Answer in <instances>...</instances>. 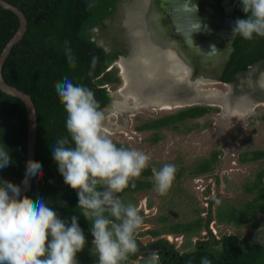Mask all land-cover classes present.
<instances>
[{
  "label": "trees",
  "instance_id": "trees-1",
  "mask_svg": "<svg viewBox=\"0 0 264 264\" xmlns=\"http://www.w3.org/2000/svg\"><path fill=\"white\" fill-rule=\"evenodd\" d=\"M19 8L27 18L28 28L23 40L15 45L3 66V78L11 86L26 92L32 97L38 115V136L36 161L41 165L40 176L34 177L30 190L23 196L33 200L38 197L48 202L61 219L70 224L73 215L78 216L86 245L77 254L78 264H98V256L92 245L93 237L90 223L84 219L78 206V195L64 183L55 163L51 145L68 135L66 130L67 113L61 104L54 85L68 77L74 84L83 85L95 93L103 110L110 103L105 89L111 84L116 89L122 84L117 71L102 73L116 60V54H107L96 42L91 41L86 30L101 24L105 18L117 12L118 0H5ZM236 15L246 18L240 9ZM20 27L18 17L0 6V56ZM234 52L221 77L223 83L234 81L238 74L248 71L250 66L264 60V38L255 37L248 41L239 35L234 41ZM95 65L93 66V61ZM91 73V74H90ZM218 110V109H217ZM207 106H193L156 121H150L139 130H157L171 127L180 129L190 120L200 119L211 113ZM28 115L22 100L6 95L0 90V146L6 147L12 163L0 169V181H10L20 185L26 174ZM117 145V144H116ZM71 146V145H70ZM121 147V145H117ZM124 147V146H123ZM215 153L211 160L202 163L194 171V176L212 171L211 162L216 161ZM264 160V150L253 151L240 156L242 163ZM144 176H153L151 168ZM136 187L129 186L125 193H138L154 187V181H135ZM245 191L253 198L240 207L234 205L222 207L216 213L219 224L248 226L264 214V168L251 184L245 185ZM211 201L207 219L198 218L191 223H176L164 229L174 235H197L206 229L208 241H198L187 245L190 249L180 253L173 264H201L207 257L211 264H264V243L255 244L248 237L223 235L215 239L210 230L214 220ZM66 205V206H65ZM140 215L143 212L139 211ZM165 232V233H166ZM157 238L161 232L152 231ZM159 239L157 244L163 245ZM138 243V241H137ZM184 248H187L188 246ZM182 254V255H179ZM181 260L179 259V256ZM136 259L137 256L130 257ZM166 259V258H163ZM146 264V261L142 262Z\"/></svg>",
  "mask_w": 264,
  "mask_h": 264
},
{
  "label": "clouds",
  "instance_id": "clouds-1",
  "mask_svg": "<svg viewBox=\"0 0 264 264\" xmlns=\"http://www.w3.org/2000/svg\"><path fill=\"white\" fill-rule=\"evenodd\" d=\"M240 3L246 18L232 23V36L248 41L264 38V0ZM54 87L67 113L68 135L51 145L52 156L91 225L98 264H133L130 257L139 253L137 237L144 219L137 206L125 203L119 194L136 187L150 156L136 148L117 147L106 132L105 112L91 89L68 77ZM11 163L9 151L0 146V169ZM40 168L38 162L28 161L26 176H40ZM151 171L154 191L166 196L176 179L175 164ZM20 193L18 185L0 181V264H78L77 254L86 245L78 216L73 215L69 224L43 198L33 200ZM146 264H159V254L151 252ZM201 264L211 261L203 257Z\"/></svg>",
  "mask_w": 264,
  "mask_h": 264
},
{
  "label": "rangeland",
  "instance_id": "rangeland-1",
  "mask_svg": "<svg viewBox=\"0 0 264 264\" xmlns=\"http://www.w3.org/2000/svg\"><path fill=\"white\" fill-rule=\"evenodd\" d=\"M128 13L127 15H129ZM121 14L120 11L118 17L115 18L116 25L109 28V33L112 35L118 34L117 24L123 22V17H120ZM136 35L139 34L133 32L128 35L132 53L138 44H135V39L138 40ZM117 70L115 67L113 71ZM119 73V75L122 74L121 71ZM119 87H117V92ZM199 87L202 88L201 85ZM203 88L227 91L226 86L221 83ZM112 90L115 99L119 100L121 97L119 92H115L116 89ZM129 101L126 100V102ZM195 106L211 107L212 111L200 119L181 124L180 129L171 126L148 132L140 131L138 127L146 122L156 121L189 107L176 108V110L171 111L142 109L129 118L126 116L127 113L125 114L126 111L122 112L124 114H116L113 113L112 107L104 110L105 128L109 137L117 145L136 148L148 154L150 161L147 169L155 167L159 170L166 163L176 166V179L166 196H160L154 191V187L147 191L125 193L121 196L125 203L131 202L137 206L138 211L145 213L141 215L144 223L139 230L137 241L148 244L151 243L152 238L154 240L166 239L180 253L190 249L189 246L193 243L191 245H187V243L191 239L208 241L210 238L208 231H202L195 236H182L167 233L164 229L176 223H191L198 218H205L210 207L208 202L214 200L212 207L214 220L211 222V229L216 234L215 236L212 233L215 239L221 238L223 235H236L248 237L255 244L264 243V214H260L255 222L242 227L219 224L215 221L218 209L229 205L240 207L244 202L253 198L252 195L246 193L245 185L251 184L256 179L257 174L264 168V160L242 163L240 156L253 151L264 150V103L256 105L252 112L241 116L239 121H234V117L227 116L222 105ZM242 106L243 104L240 102L235 109L239 111ZM222 111L225 117L222 116ZM215 153H218L219 156L216 161L210 163L212 171L201 175V180H195L196 176L192 175L191 172L202 163L211 160ZM143 173L136 181H154L153 176L145 177ZM157 230L161 234L154 238L151 232ZM169 236H172L173 240L170 241L173 242H170L169 238L167 239ZM186 245L188 247L184 248ZM143 259L145 258L143 257ZM133 264L143 263L139 258L133 261Z\"/></svg>",
  "mask_w": 264,
  "mask_h": 264
},
{
  "label": "water",
  "instance_id": "water-1",
  "mask_svg": "<svg viewBox=\"0 0 264 264\" xmlns=\"http://www.w3.org/2000/svg\"><path fill=\"white\" fill-rule=\"evenodd\" d=\"M240 4V0H224L221 6L211 0H148L141 15L143 16L141 22L143 27L147 28L146 25H148L152 28L153 36L156 41L161 43L163 48L172 49L181 58H185L187 65L192 67L191 71L195 75L204 72L208 79L213 77L212 83L224 84L227 91H217L219 94L217 97H222L223 100L225 98L241 100L246 96L247 98L251 96L253 99H250L249 104L254 110L256 105L264 103V71H259L258 67H255L253 69L255 71L253 72L254 74L249 73L247 77L241 78V83L237 85L231 82L223 83L221 80L223 71L234 52L233 44L236 38V36L233 37L231 34L233 21L229 16L233 14L234 8ZM0 6L4 10L14 13L20 22L18 31L6 45L0 56V90L8 96L22 100L25 104L28 115L27 164L28 161H36L37 110L32 97L8 84L3 78L2 71L13 47L23 40L27 32L28 21L19 8L7 1L0 0ZM221 8L224 9V12H222ZM146 37L148 38V36ZM148 40L150 43L156 44L152 39L148 38ZM131 55L130 45V54L125 60L130 59ZM253 75L256 77L255 79ZM199 86L193 87L192 93L195 95L196 100H200L198 102L203 103H189L188 106L183 108L195 105H217L216 101L219 98H211L212 94H210L214 88L205 89ZM254 90L256 93L253 92ZM222 116L225 117L223 111ZM33 179L34 177L26 176L25 174L23 181L19 185L21 196L30 190ZM25 180H27V183H24Z\"/></svg>",
  "mask_w": 264,
  "mask_h": 264
},
{
  "label": "flooded vegetation",
  "instance_id": "flooded-vegetation-1",
  "mask_svg": "<svg viewBox=\"0 0 264 264\" xmlns=\"http://www.w3.org/2000/svg\"><path fill=\"white\" fill-rule=\"evenodd\" d=\"M142 1L143 0H118V4H117V12H115V13H113V15H111V16H109L108 18H105L103 21H102V23L101 24H98V25H95L94 27H92V28H90V29H88V30H86V34H88L89 35V37H90V39H91V41H93V42H96V44L99 46V47H101L107 54H116L117 55V58H116V60H114V62H112L109 66H108V68L102 73V75H104L106 72H111V71H113L114 69H115V67H117L118 69H119V72L121 71L122 72V74L121 75H119L121 78H122V83H123V87H122V85L119 87V90H118V92H119V94H120V98H119V100H117V99H115V95L113 94V90H112V85L111 84H106V86H103V87H105V89H106V91H107V93H108V96H109V98L111 99L110 100V103L108 104V106L106 107V108H104L103 110H107L109 107L111 108H113L114 109V105H115V103H118V102H122V103H128L127 105H126V108L127 109H125L124 111H126L125 112V114H126V116H127V118H129V116H132L134 113H136V112H138V111H136L137 109V107H135L137 104H138V108H141V110L143 109V110H146L145 108H142V107H146V108H151L152 106H147L146 104L145 105H143V103L142 104H140L143 100H144V98H145V101L146 100H148V101H150L151 100V98L152 97H158V95H150V94H148V95H143V97L139 100V102L138 101H136L137 99H133V95H135V93H133L132 92V90H131V87H130V85H127V84H125V80H124V77H123V75H124V71L122 70V69H120L121 67H120V62H122L123 60L124 61H127L128 63H130L131 65H133V63L135 62V61H137V56H138V53L136 52V50H134V54L132 53V55H131V58L130 59H128V60H125V59H127L128 58V56H129V54H130V45H129V38H127V36H128V30H127V28L126 27H129V30L130 31H132V28L134 27L135 28V24L137 23V16H139L138 15V13H137V10L139 9L138 7H137V5H141L142 4ZM145 1H147V0H145ZM211 1H213V2H216L217 4H219L220 6H221V4L224 2V0H211ZM145 7H146V5H144L143 6V8L145 9ZM237 9H240V5L239 6H236L235 8H234V11H233V14L231 15V16H229V18H231V20L234 22L237 18H242L243 19V17H240V16H238V15H236V11H237ZM139 10H141V9H139ZM221 10H222V12H224V9L223 8H221ZM122 12V14H121V16L120 17H123V22L121 21L119 24H117V27H118V29H117V32H118V34H116V35H112L111 33H109L110 31H109V28L110 27H112L113 25H116L115 24V18L116 17H118V14H119V12ZM127 12H129L128 14L129 15H127ZM134 15H135V17H134ZM130 16V17H129ZM133 19V20H132ZM135 19V20H134ZM141 21V20H140ZM135 23V24H134ZM125 25H126V27H125ZM128 25V26H127ZM123 26H124V28H123ZM153 28H154V26H153ZM146 30H147V28H146ZM150 30H151V32H153L152 31V28L151 29H148V32L150 33ZM109 33V34H108ZM150 34H152L153 35V33H150ZM127 35V36H126ZM159 35V34H158ZM238 35H236V37H237ZM153 38H152V40L156 43V44H154V49H159L160 50V53H161V55L163 54V53H168V52H173L174 54H175V56H176V58L178 59V61H181L182 59L180 58V57H178V53H176L174 50H169V51H162L161 52V50H163V48L162 49H160L159 47L161 46V43L160 42H158V41H156V39H155V37L154 36H152ZM236 39V38H235ZM235 41V40H234ZM160 45V46H159ZM234 45V44H233ZM131 50H132V48H131ZM134 55V56H133ZM166 55H168L167 57H169L170 55H172V56H174L173 54H166ZM143 57V56H142ZM166 58V56H164V59ZM143 60H145V58L143 57V58H141L140 57V60H139V62L140 61H143ZM164 61V60H163ZM152 62V61H151ZM161 62V61H160ZM154 63H156V62H154ZM159 63V62H158ZM150 64V63H149ZM149 64H147V65H149ZM152 64H153V62H152ZM184 64V63H183ZM228 64V63H227ZM150 66V65H149ZM255 67L257 68L258 67V69H259V71L261 70V71H264V60H262V61H260V62H258L257 64H255V65H253V66H250L249 67V69H248V71L247 72H245V73H242V74H238L237 75V77H236V79L234 80V81H232L231 83H233V84H238V83H241V81H240V79L241 78H245V77H247V75H249V73H253V72H255L253 69H255ZM226 69V68H225ZM225 69H224V71H225ZM224 71H223V73H224ZM120 74V73H119ZM254 74V73H253ZM172 77V80H173V84H172V93H170L169 94V100H165V102L166 103H168V102H171V103H173V104H179V103H181V104H184L185 103V97H183L182 95H181V92H180V89H182V88H184L183 87V85H184V83H185V80H186V78H188V77H191V74H188V77H176L173 73L172 74H170ZM223 75V74H222ZM253 77H254V75H253ZM256 77H254V79H255ZM177 81V82H176ZM178 81H179V84H178ZM256 81H257V79H256ZM187 82L189 83V86H190V80L188 79L187 80ZM177 83V84H176ZM129 84V83H128ZM181 84V85H180ZM197 84H199L198 83V81H197ZM245 84V83H244ZM126 85V86H125ZM210 85H213V83L212 84H210ZM235 85V86H236ZM245 85H247V84H245ZM124 86L126 87L125 89H124ZM127 86L129 87L128 89H127ZM176 86V87H175ZM196 86V85H195ZM199 86V85H198ZM202 86V85H201ZM206 85H203L202 87H205ZM122 87V88H121ZM177 88V89H176ZM115 92H117V87H116V90H114ZM127 91V92H126ZM117 92V93H118ZM126 92V93H125ZM175 94V95H174ZM150 95V96H149ZM177 95H179V96H177ZM141 95H139L138 97H140ZM125 98L127 99V100H130L129 102H126V100H125ZM164 100H163V102H164ZM173 100V101H172ZM138 102V103H137ZM185 104H189V103H185ZM188 106V105H187ZM133 108V109H132ZM149 108V109H150ZM177 109L178 108H182V107H176ZM151 109H153V110H157V108H155V107H152ZM159 109V108H158ZM140 110V111H141ZM176 110V109H175ZM252 110L253 109H248V110H246L245 112L244 111H237L235 108H229L228 109V111H227V116H231V118L232 117H234V121H239V119L241 118V116H245V115H247V114H249L250 112H252ZM136 111V112H135ZM158 111H162L161 109H159ZM236 113H238V114H236ZM122 114H124V113H122ZM122 114H119V115H122ZM241 114V115H240ZM114 115V114H113ZM236 117H237V119H236ZM147 123V122H146ZM146 123H144V124H146ZM143 124V125H144ZM143 125H141V126H143ZM140 126V127H141ZM138 130H139V127H138ZM141 131V130H140ZM143 132H148V131H153V130H142ZM195 180H201V175L200 176H196V178H194ZM214 201V200H213ZM208 203H210V202H208ZM145 209H146V207H145ZM141 212H143V211H141ZM144 213V212H143ZM208 213L209 212H207V214H206V217L205 218H203V219H207V217H208ZM145 214V213H144ZM213 217H214V214H213ZM211 224V223H210ZM211 231H212V233L214 234V232H213V230L212 229H210ZM202 231H207L206 229H204V230H202ZM182 236H183V234H181ZM215 236H216V234H214ZM174 236V235H173ZM169 238V239H168ZM167 239L170 241V240H173V238H172V236H169V237H167ZM152 241H151V243H148V244H144V243H141L140 241H138V247H139V253L137 254V255H135V256H137V258L136 259H131V261L133 262V261H135V260H137V259H139L140 258V260H142V262H143V260L144 261H146L147 260V257H148V255L151 253V252H156V253H158L159 254V264H173V262L175 261V259H176V257H177V249H176V247L172 244V243H168V241H166V239H163L164 240V242H163V245L162 244H157V242H158V240L159 239H157V240H154L153 238L151 239ZM196 240H197V238H196ZM191 241H192V243H193V245L194 244H196L198 241H203V240H197V241H195V240H193V239H191ZM170 242H173V241H170ZM187 252V251H186ZM179 255H182V254H179ZM178 255V256H179ZM143 257L145 258V259H143ZM163 258H166V259H163ZM179 259L181 260V258H180V256H179Z\"/></svg>",
  "mask_w": 264,
  "mask_h": 264
},
{
  "label": "bare ground",
  "instance_id": "bare-ground-1",
  "mask_svg": "<svg viewBox=\"0 0 264 264\" xmlns=\"http://www.w3.org/2000/svg\"><path fill=\"white\" fill-rule=\"evenodd\" d=\"M147 2H148V0L147 1L143 0L141 5L140 4L137 5V7L141 10H139V9L137 10V13L139 16H137V20H138L137 23L136 24L134 23L135 28L133 27L132 31H129V27H126L128 30V32H127L128 35H130L133 32L136 34L138 33L140 35V36L136 35L137 36L136 38L139 41L135 39V44L138 43V44H136L137 48H134V50H136V52L138 53L137 61H135L133 63V65H131L130 63H128L127 61H124V60L122 62H120V67H121L120 69H122L124 71L123 77H124V80L126 81L125 84L130 85L132 92L135 93V95L132 96L133 99L134 100L137 99L136 101L139 102V100L145 94L146 95H148V94L158 95V97H152L150 101H148V100L145 101V98H144V100L140 104L143 103V105L146 104L147 106L155 107V108H157V110L161 109V110H166V111H171L173 109H176V107H182L183 108L184 106L189 105V104H185V103H191V104L203 103V102H198L200 100H196L195 95H193V93H192L193 87H195V85H202V86L203 85H206V86L210 85V84H212L211 81L213 80V77L208 79L204 72H200L199 74L195 75L191 71L192 67L187 65L186 59L183 57L181 58V56L179 54H177V55H178V57H180L182 59L181 61H178V59L176 58V56L173 52H168V53L166 52V53H163L161 55L159 49L158 50L154 49V44H152V42L150 43V41L148 40V38L149 39L153 38L152 37L153 35L150 34L152 32L150 30V33H149L146 30V28L143 27L142 22L140 21L143 17V16H141L143 13V10H144L143 6L147 5ZM134 17H135V15H134ZM146 26L148 29H151L150 26H148V25H146ZM146 36H148V38ZM133 44H134V42H133ZM159 48L162 49L163 48L162 45ZM169 50H172V49L163 48V50H161V52L162 51L163 52L169 51ZM170 53L173 54L174 56L170 55L169 57H167L168 55H166V54H170ZM133 54H134V52H133ZM142 56L145 58V60L139 62L140 57L143 58ZM164 56H166L165 59H164ZM151 61L153 62V64ZM154 62H156V63H154ZM147 64H149L150 66ZM172 73L176 77H188V74H191V77L186 78L185 83L183 85L184 88L180 89L181 95L183 97H185V99H186L184 104H181V103L173 104L171 102H168V103L165 102V100H169V94L172 93V89H173L172 88L173 80L171 78L172 76L170 75ZM196 77H197V79H195ZM188 79L190 80V86H189V83L187 82ZM197 81L199 84H197ZM214 83L215 82H213V84ZM178 84H179V81H178ZM122 87H123V83H122ZM128 88L129 87L127 86V89ZM211 91H212L210 93V94H212L211 98L219 96L216 89H212ZM253 92L256 93L255 90ZM139 95H141V96L138 97ZM177 96H179V95H177ZM217 98H219V97H217ZM250 99H253V98H251V96H250V98H247V96H246L245 98H243L241 100H234L231 98H229V99L225 98L223 100L221 97L216 101V103H217V105H222V107H224V110H225L224 112H227L229 108H237V104H239L241 102L243 104V106L239 109H240V111L245 112L248 109H253V107H251V105L249 104ZM163 100H164V102H163ZM211 101H213V100H211ZM205 103H207V102H205ZM127 104L126 103H120V102L115 103L113 113L118 114V113L124 112V110L127 109L126 108ZM211 106L213 107L216 105H211ZM135 107H137L136 111L141 110V108H138V104ZM144 108L149 109L150 107L149 108L144 107Z\"/></svg>",
  "mask_w": 264,
  "mask_h": 264
}]
</instances>
